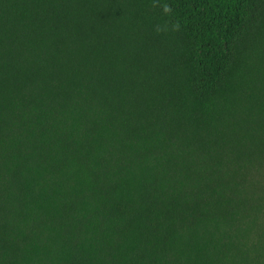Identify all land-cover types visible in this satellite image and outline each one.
Masks as SVG:
<instances>
[{
	"label": "trees",
	"instance_id": "trees-1",
	"mask_svg": "<svg viewBox=\"0 0 264 264\" xmlns=\"http://www.w3.org/2000/svg\"><path fill=\"white\" fill-rule=\"evenodd\" d=\"M164 3L0 0V264H264V0Z\"/></svg>",
	"mask_w": 264,
	"mask_h": 264
},
{
	"label": "clouds",
	"instance_id": "clouds-1",
	"mask_svg": "<svg viewBox=\"0 0 264 264\" xmlns=\"http://www.w3.org/2000/svg\"><path fill=\"white\" fill-rule=\"evenodd\" d=\"M162 7V10L165 14H171L172 12V7L171 5L167 4V3H164L163 5H160L159 4V0H153V7ZM180 29V24L179 22L177 21L173 26H172V30L173 31H178ZM168 30V27L167 25H165L164 27H160V26H157L156 27V32L157 33H160V32H164V31H167Z\"/></svg>",
	"mask_w": 264,
	"mask_h": 264
}]
</instances>
